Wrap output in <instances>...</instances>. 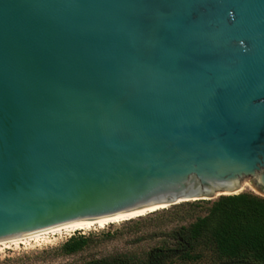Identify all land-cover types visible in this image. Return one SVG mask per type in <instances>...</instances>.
I'll return each instance as SVG.
<instances>
[{
    "label": "water",
    "instance_id": "water-1",
    "mask_svg": "<svg viewBox=\"0 0 264 264\" xmlns=\"http://www.w3.org/2000/svg\"><path fill=\"white\" fill-rule=\"evenodd\" d=\"M264 196V0H0V246Z\"/></svg>",
    "mask_w": 264,
    "mask_h": 264
},
{
    "label": "trees",
    "instance_id": "trees-1",
    "mask_svg": "<svg viewBox=\"0 0 264 264\" xmlns=\"http://www.w3.org/2000/svg\"><path fill=\"white\" fill-rule=\"evenodd\" d=\"M175 208L188 220L170 234L179 246V262H199L207 257L213 264H264V196L243 191L214 200L184 201ZM88 241V236H71L59 251L73 254ZM161 255L149 252L146 261L135 263L129 257H113L88 264H152L156 260L159 264Z\"/></svg>",
    "mask_w": 264,
    "mask_h": 264
},
{
    "label": "rangeland",
    "instance_id": "rangeland-1",
    "mask_svg": "<svg viewBox=\"0 0 264 264\" xmlns=\"http://www.w3.org/2000/svg\"><path fill=\"white\" fill-rule=\"evenodd\" d=\"M243 191L257 194L249 187ZM182 202L142 217L109 223L104 227L94 226L86 230L53 233L24 243H8L0 246V264H88L93 260L113 257H129L135 263L146 261L149 252L162 254V262L159 264H213L207 257L199 262H179L176 259L180 252L179 246L170 234L175 227L188 222L184 218L186 214L175 208ZM79 235L89 237L83 249L73 254H62L59 251L67 239ZM156 261L152 264H158Z\"/></svg>",
    "mask_w": 264,
    "mask_h": 264
},
{
    "label": "bare ground",
    "instance_id": "bare-ground-1",
    "mask_svg": "<svg viewBox=\"0 0 264 264\" xmlns=\"http://www.w3.org/2000/svg\"><path fill=\"white\" fill-rule=\"evenodd\" d=\"M247 187H249V188H251V189H253L254 191L257 192L256 188H255L253 185H251L250 183H246V182H244V185H243V187H242L241 190H244V189L247 188ZM166 207H168V206H166ZM166 207H164V206H163V207H161V206H159V207H151V208H149V209H146L144 212L141 211V210H136V211H134L133 213H131V214H129L128 216H126L125 218L116 219V220H112V221H107V222H103V223H99V224H94V225H90V226H85V227H81V228H76V229H72V230H67V231H63V232L68 233V232H72V231H76V230H86V229H89L90 227H94V226H97V227H104L105 225H107V224H109V223H118V222H121V221H126V220L135 219V218L145 216V215H147V214H149V213H151V212H154V211H156V210H159V209H162V208H166ZM59 232H62V231H59V230H56V229H52V230H50V231H48V232H45V233H43V234H41V235H38V236H36V237H33V238H31V239H36V240H37V239H40V238H45V237H47L49 234L59 233ZM13 242L15 243V242H17V241L12 240V241L9 242V243H13ZM22 243H24V242H22Z\"/></svg>",
    "mask_w": 264,
    "mask_h": 264
}]
</instances>
